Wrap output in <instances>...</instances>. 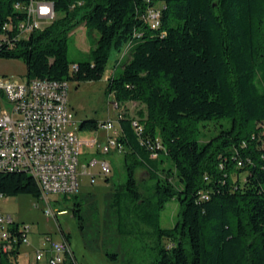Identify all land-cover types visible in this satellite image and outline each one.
<instances>
[{"label":"trees","instance_id":"1","mask_svg":"<svg viewBox=\"0 0 264 264\" xmlns=\"http://www.w3.org/2000/svg\"><path fill=\"white\" fill-rule=\"evenodd\" d=\"M52 1L57 17L20 36L16 26L27 16L15 5L30 0H0V58L22 59L29 78L81 82L101 79L112 51L126 45L107 93L144 108L139 119L119 116L126 177L105 211L112 209L119 235L148 240L154 264H264V0ZM150 8L160 11L157 27L146 20ZM81 23L99 36L87 57L72 60L69 39ZM210 121L218 133L202 140L201 124ZM86 124L99 127L85 119L80 128ZM20 194L43 195L29 173L1 172L0 195ZM63 197L72 199L85 244L97 245L85 196ZM172 199L181 216L164 227ZM23 225L11 224L16 241L0 251V264H21ZM62 237L71 243L69 233Z\"/></svg>","mask_w":264,"mask_h":264},{"label":"rangeland","instance_id":"2","mask_svg":"<svg viewBox=\"0 0 264 264\" xmlns=\"http://www.w3.org/2000/svg\"><path fill=\"white\" fill-rule=\"evenodd\" d=\"M99 33L95 28H88L81 23L71 32L69 39V57L72 60L84 59L88 55L91 46L95 44ZM113 50L106 66L103 77L99 80L81 81L68 80V99L72 107L77 125V135L82 140L84 131H94L95 152H99V145L107 142L109 134L114 130H107L101 122L112 121L115 128L120 130L119 116L126 113L135 118H141L143 105L138 102H126L116 105L115 95L107 93L108 78L113 71L115 63L124 52ZM121 66L119 70H121ZM27 73L25 62L19 58H0V74L13 76L15 80H21ZM85 119H95L99 127L89 129V124L80 128V123ZM201 139L205 140L218 133V124L210 121L203 126L201 124ZM82 132V133H81ZM110 164L112 171L109 179L102 174H97L95 182H91L89 175L80 177L79 193L85 196L83 212L88 218L90 234L98 238L97 245L87 246L79 228L77 219L72 213V199L65 200L63 194L48 193L37 198L31 194L17 196L0 195V212L3 216H12L16 221L25 224L29 232L28 243L20 246L19 260L21 264H29L34 259L36 249L43 245L46 234H51L55 239H62V231L71 235V246L79 264H154V251L148 240L139 237H127L119 235L117 231L116 217L111 208H107V196L113 190L114 185L122 183L126 177L124 163V151L112 150L103 155ZM98 169L95 168V171ZM139 179L146 188H151L153 179L140 165L136 168ZM245 175V173H244ZM235 176V175H234ZM75 193V194H76ZM71 196V195H70ZM58 201V203H57ZM50 205L53 211L65 208L66 211L54 215H48ZM105 214V216H104ZM181 205L177 199L166 203L161 213V223L164 227H173L180 219ZM114 246V247H113ZM108 253H117V257H111Z\"/></svg>","mask_w":264,"mask_h":264},{"label":"built area","instance_id":"3","mask_svg":"<svg viewBox=\"0 0 264 264\" xmlns=\"http://www.w3.org/2000/svg\"><path fill=\"white\" fill-rule=\"evenodd\" d=\"M15 7L27 16L16 26L20 36H28L57 17L52 0H30L17 3ZM43 8L49 11L43 12ZM159 13V9H149L146 20L152 27H157ZM74 123L76 118L69 104L68 80L29 78L26 74L21 80H15L13 76L0 74V173L7 171L8 166H26L42 174L43 182L38 183L42 196L48 193L75 194L84 174L91 177V182H95L97 174L109 176L108 160L103 155L112 150L124 151L118 139L120 130L111 120L101 123L107 130H114L113 135L109 134L104 142V151L94 150L95 155L88 156L85 147L91 144L95 148L94 140L82 135L79 145H71ZM48 206V215L55 217L66 211L57 210L55 213ZM15 221L12 216L5 217L0 212L1 251L11 250L16 241V238L13 241L10 238V227ZM22 228L25 231L22 242L28 243L29 229L25 224ZM45 237L29 264H79L68 240L55 239L51 234Z\"/></svg>","mask_w":264,"mask_h":264},{"label":"bare ground","instance_id":"4","mask_svg":"<svg viewBox=\"0 0 264 264\" xmlns=\"http://www.w3.org/2000/svg\"><path fill=\"white\" fill-rule=\"evenodd\" d=\"M159 15H160V13H159ZM159 18H160V16L156 17V26H159V24H160ZM76 129H77V125H76V123H74L73 137H71V145H79V143H80V139H79V136L77 135ZM98 150H99V152L104 151V144L99 145ZM7 170L8 171L9 170H11V171L21 170V171L29 173L38 183L43 182V175L42 174H37V172L32 171L29 168H26V166H8ZM111 171H112L111 164L108 161L107 162V172H111Z\"/></svg>","mask_w":264,"mask_h":264},{"label":"crops","instance_id":"5","mask_svg":"<svg viewBox=\"0 0 264 264\" xmlns=\"http://www.w3.org/2000/svg\"><path fill=\"white\" fill-rule=\"evenodd\" d=\"M128 102H131V101H128ZM134 102H136V101H134ZM82 133V132H81ZM82 135H83V137H85V138H90V137H93L94 135H96V133L92 130H90V131H84L83 133H82ZM85 150L87 151V155L89 156V155H95L94 154V150H95V148H94V146L93 145H91V144H87L86 145V147H85ZM33 260H31L30 262H32ZM29 262V263H30ZM42 264H45V263H42Z\"/></svg>","mask_w":264,"mask_h":264},{"label":"clouds","instance_id":"6","mask_svg":"<svg viewBox=\"0 0 264 264\" xmlns=\"http://www.w3.org/2000/svg\"><path fill=\"white\" fill-rule=\"evenodd\" d=\"M43 12H47V11H49V9L48 8H43V9H41Z\"/></svg>","mask_w":264,"mask_h":264}]
</instances>
